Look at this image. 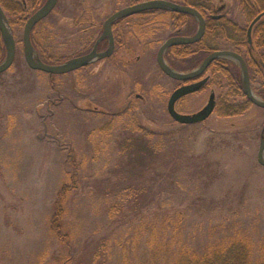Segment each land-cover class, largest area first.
Returning a JSON list of instances; mask_svg holds the SVG:
<instances>
[{
	"label": "rangeland",
	"instance_id": "1",
	"mask_svg": "<svg viewBox=\"0 0 264 264\" xmlns=\"http://www.w3.org/2000/svg\"><path fill=\"white\" fill-rule=\"evenodd\" d=\"M18 1L26 2L27 16L35 12L37 0ZM137 1L59 0L33 29L40 58L60 64L76 56L91 42L84 31L90 23L80 21L101 24ZM211 2L225 4L233 23H251L240 0ZM11 29L16 57L0 74V264H123L122 249L130 253L135 232L138 259L145 260L152 226L163 227L160 240L170 239L176 249L203 253L234 235L249 237L256 252L264 249V166L258 162L264 110L253 104L225 116L216 108L202 122L175 121L167 104L176 82L157 64L174 27L160 33L142 60L132 39L134 53L120 60L121 51L117 65L111 58L52 75L27 64L23 23ZM213 45L231 48L224 38ZM262 87L254 92L264 99ZM212 89L218 100L230 94L228 104L247 100ZM211 91L186 97L176 109L200 111ZM60 210L58 236L52 227Z\"/></svg>",
	"mask_w": 264,
	"mask_h": 264
},
{
	"label": "flooded vegetation",
	"instance_id": "2",
	"mask_svg": "<svg viewBox=\"0 0 264 264\" xmlns=\"http://www.w3.org/2000/svg\"><path fill=\"white\" fill-rule=\"evenodd\" d=\"M144 1H147V0H144ZM144 1L138 0L137 2H135L131 5H134V4L140 3V2H144ZM169 1L175 2V3L180 4V5L191 6V7L196 8L202 14V16L204 17V19L206 21L205 34L199 41L191 43V44L174 45V46H170L169 48H167V50L164 53V58H165L167 64L172 69H174L178 72H181V73H188V72H191L194 69H196L206 59V57L208 55H210L211 53H213L215 51H233L235 53L240 54L244 58L247 66H248V69H249L251 86L256 85V82L259 83L258 88L252 87V89L254 91H261V87H262L263 83L261 80L254 78V72L252 70L253 66L251 64V61L253 60L255 62V66H254L255 70H258L259 72L264 74V46L262 45L264 42L262 43V42L258 41L261 39V37L257 38L254 36V30H255L256 26L259 25V23H255V25L253 26V28H252V43H249L248 28H249L251 23L249 24V26L247 28L241 26L239 23H226V22H229L231 19L228 17L227 14L225 15V13H223V11H225V9H226L225 4H223V5L221 4V5L217 6L214 2L210 3V0H207L206 3H198V4L195 3L196 2L195 0H191L192 3H194V4H188V0H169ZM45 2H46V0H45ZM58 2H59V0H58ZM57 5H58V3H57ZM57 5H56V7H57ZM131 5H129V6H131ZM198 5H201V9H202L201 11L197 8ZM56 7L54 8V10L56 9ZM126 7H128V6H126ZM166 14H170V16H171L169 23L166 22V18H167ZM172 14H174V15H172ZM49 15L47 17H49ZM111 15H109V16H111ZM157 16H160L161 19H159V21H153V23H151L152 20L150 18L154 17V19H155ZM47 17L44 20H46ZM131 17H143L140 20L143 22L142 23H140L139 21L129 22L130 20L128 21V19ZM193 19L196 22H198V19L191 14L174 12V11H170V10H148V11H143V12H140L138 14L131 15V16L122 17V18L116 20L114 23H112L113 47H112L111 55L108 57L101 58V59L100 58L96 59L93 62H91L90 64H88L82 68H79L77 70H74V71H78V70L87 68V67L93 65L94 63H96L98 61H102L105 59H111V58L116 61L115 63L117 65V63L120 60H122V58H125L128 55L134 53V47L131 44L132 39H134V41H136L137 47L139 49H141V54L137 56V59L142 60L144 58V56H142V55H145L146 53H148V51H150L152 46H154L156 44V42L159 41L160 33L163 30H165L167 26L174 27L175 31L164 40V42L161 44V46L168 39H170L172 37H191V36H194L198 31L199 22L198 23H190V21H192ZM44 20H42L39 23L44 22ZM125 20H127V22L124 23L123 21H125ZM105 21L101 24L100 23L98 24L93 20L89 21V20L84 19L82 22L80 21L78 23V24L85 23V22L90 23L89 27L84 29V31L90 35L89 38L91 39L90 40L91 42H90V44H88L89 46H87L83 51H81L79 54H77L76 56H73L71 58L88 55L93 51H96L97 53H104L110 49V42H111L110 38L108 36L103 37ZM214 21H217V22L222 21V23H221L222 27L224 29L226 28L225 32L222 35H220V34L219 35H212L211 34V36L207 37V32L209 31L210 27H213ZM192 24H195V25L197 24V27H198L197 30L194 33L193 32H187L188 27H191ZM231 24L233 26L241 27L244 30L246 29L245 35H244V32H243V34H240V35H235V34L230 35L229 28H230ZM10 27H11V25H10ZM32 33H33V31H32ZM32 33H31L32 45H33L35 51L37 52L36 54L39 56V53L36 49V43L32 37L33 36ZM222 38H224V40H226L228 43H231V46H230L231 48L217 49V48L213 47L214 46L213 43L222 39ZM161 46L159 47V49L161 48ZM121 51H122L121 56H123V57H120L119 58L120 60L117 62V55ZM5 52H6V48H5ZM158 52H159V50H158ZM158 52H157V64L159 65V63H158ZM200 55L203 56V58L200 61H198L199 60L198 57ZM71 58H69V59H71ZM191 62H193L194 66H191ZM115 63H112V64L115 65ZM189 64H190V66H189ZM232 65H234V68H236V71H238V74L240 76V87L243 90V78H242V72H241L240 64L238 61H236L235 59H232L230 57H220V58L215 59L208 66L206 71L201 76L194 78V79H191V80H186V81L177 80V79L172 78L171 76L166 74L161 69L160 65H159V67H160L161 71L166 76H168L169 78H171L172 80H174L176 82V86H175V89L173 90V92L180 87H183L186 85H191V84H194V83H197L199 81L204 80V83L200 86V88L197 91H195L194 93H190V94L183 96L182 98H180L176 102V105H178L181 101H184L186 99V97H188L192 94H196V93L203 91V90H206V91L212 90L210 93V96H209V100L211 97H213V99L215 101V108H214V110H215L218 106L219 100L216 99L215 94H214V89H212V88L213 87L219 88L220 90L221 89L225 90V88H227V92L228 93L231 92V90L233 88L232 87V81H230V75H231V69H232L231 66ZM116 69H117V67H116ZM221 76L223 77V79L221 78ZM262 90H264V87H262ZM243 93H244V91H243ZM225 97H229V95L227 94ZM245 98H247V97L245 96ZM262 109L264 110V108H262ZM261 137H262L261 139L264 138V127L262 129Z\"/></svg>",
	"mask_w": 264,
	"mask_h": 264
},
{
	"label": "water",
	"instance_id": "3",
	"mask_svg": "<svg viewBox=\"0 0 264 264\" xmlns=\"http://www.w3.org/2000/svg\"><path fill=\"white\" fill-rule=\"evenodd\" d=\"M58 0H46V2L35 11L26 21L23 31V45H24V55L27 64L30 68L34 70H40L49 74H65L71 71L82 68L96 59H101L108 57L112 53V23L116 20L138 14L143 11L148 10H170L174 12L188 13L195 16L199 22V28L197 33L191 37H172L168 39L159 49L158 52V63L161 69L177 80H191L201 76L208 66L217 58L220 57H230L239 62L243 78V91L248 100H250L256 106L264 108V99L257 96L252 89L250 74L248 66L244 58L233 51H215L208 55L206 59L193 71L188 73H181L172 69L166 62L164 58V53L170 46L179 45V44H191L199 41L205 34L206 31V21L202 14L194 7L180 5L169 0H147L144 2L136 3L134 5L125 7L113 13L105 21L103 37L108 36L110 38V49L104 53H97L96 51L91 52L88 55L78 56L71 58L60 64H49L43 61L37 54L32 45L31 33L34 27L45 19L56 7ZM264 17V12L258 15L250 24L248 28V37L249 43H252V28ZM0 33L6 48V55L4 60L0 63V74L8 70L14 63L16 57L17 43L10 27L8 17L0 5ZM204 83L199 81L197 83L186 85L176 89L170 96L167 109L170 116L177 122L182 124H194L202 122L210 117L214 112L215 101L213 97L210 98L208 104L200 111L192 114L180 113L176 109V102L183 96L194 93L197 91L200 86ZM258 162L264 166V138L261 139L259 150H258Z\"/></svg>",
	"mask_w": 264,
	"mask_h": 264
},
{
	"label": "trees",
	"instance_id": "4",
	"mask_svg": "<svg viewBox=\"0 0 264 264\" xmlns=\"http://www.w3.org/2000/svg\"><path fill=\"white\" fill-rule=\"evenodd\" d=\"M197 1V0H195ZM45 0H37L35 2L36 9L39 8ZM198 4L197 2H195ZM242 9L244 11V14L249 22H252L258 15L264 12V0H240ZM188 4H194L191 0H188ZM0 5L4 9V11L7 14L8 21L11 26L18 25L23 23V26L25 25L27 19L30 16H27L26 11V2H21L18 0H0ZM197 8L201 11V5H198ZM36 9L34 11H36ZM34 13V12H33ZM32 13V14H33ZM31 14V15H32ZM174 15V14H172ZM161 19L160 16H157L154 21H159ZM262 19L257 22L259 25L256 26L254 30V36L259 38L261 37L259 42H264V21ZM213 27L209 28V31L207 32V37L212 35H222L225 32V29L222 27V21L213 22ZM226 23H233L232 20ZM213 32H212V31ZM228 32V31H227ZM245 35L246 29L244 30L241 27L230 25L229 33L230 35ZM34 40V36H33ZM204 43V42H203ZM264 46V43L262 44ZM36 49L37 44H36ZM5 54V44L2 39L1 33H0V62L2 61V58ZM40 54V53H39ZM43 59V54L39 55ZM251 64L253 66L252 70L254 72V78L258 80H262L264 78V74L259 72L258 70H255V62L252 60ZM231 75H230V81H232V91L234 94L238 95L240 93H243V90L240 87V76L238 74V71H236V68H234V65L231 66ZM230 97V94H228ZM245 96V95H244ZM223 98L222 100H219L218 103V110L221 114H226L225 116H232L240 114L241 112L245 111L249 108V106L253 105V103L248 100L244 102L243 104L236 105L233 103H229L228 98ZM225 106H230L228 110L222 111V109ZM60 199V197H59ZM59 210V208H58ZM111 210L114 211V208L111 207ZM63 215L62 210L58 212V214L55 215V218L53 219V227L58 236H60L61 229V223L58 220V217ZM60 224V226L58 225ZM57 225V226H56ZM59 226V228H58ZM152 230L150 232L149 237H147V247H148V258L145 260H139L137 253H138V243H139V235L137 232H135V236L133 239V247L130 251V253L127 252V247L124 246L123 251V264H264V249H259L258 252H256V249L252 247L251 240L249 237L244 235H234L226 239L224 242L216 245H209V248L207 251H204L203 253L191 251L187 247H180L179 249H176L172 247L170 239L169 240H160V229L163 228H155V226H152ZM164 234V229L162 230ZM100 255V252L96 253L97 256Z\"/></svg>",
	"mask_w": 264,
	"mask_h": 264
}]
</instances>
